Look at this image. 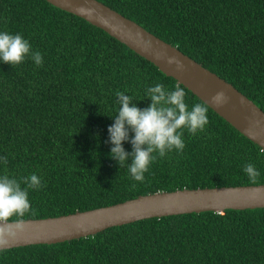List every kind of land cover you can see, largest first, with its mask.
Wrapping results in <instances>:
<instances>
[{"label":"trees","instance_id":"obj_1","mask_svg":"<svg viewBox=\"0 0 264 264\" xmlns=\"http://www.w3.org/2000/svg\"><path fill=\"white\" fill-rule=\"evenodd\" d=\"M233 84L264 111V0H98ZM0 32L21 34L43 63L0 61V177L36 174L30 211L58 216L182 188L264 183V149L208 105L183 151L158 152L135 181L110 157L116 91L144 109L146 88L179 84L103 29L46 0H0ZM189 110L204 103L179 84ZM205 104V103H204ZM132 106V105H130ZM129 139L122 146L132 152ZM132 163L129 156L127 164ZM0 264H264V208L151 217L53 244L0 249Z\"/></svg>","mask_w":264,"mask_h":264},{"label":"water","instance_id":"obj_2","mask_svg":"<svg viewBox=\"0 0 264 264\" xmlns=\"http://www.w3.org/2000/svg\"><path fill=\"white\" fill-rule=\"evenodd\" d=\"M46 1L103 29L153 63L164 75L173 77L241 134L264 149V111L233 84L103 2ZM167 57L180 60L184 65L183 71H177L174 64L169 65ZM219 91H223L228 100L214 104L211 97ZM254 208H264V183L158 191L58 216L9 220L16 235L0 244V249L69 241L96 234L111 226L151 217ZM17 223L20 224L18 229L15 227Z\"/></svg>","mask_w":264,"mask_h":264},{"label":"clouds","instance_id":"obj_3","mask_svg":"<svg viewBox=\"0 0 264 264\" xmlns=\"http://www.w3.org/2000/svg\"><path fill=\"white\" fill-rule=\"evenodd\" d=\"M30 57L36 65L43 63L40 52H32L29 42L21 34L0 32V61L17 65ZM169 65H175L177 71H183L184 65L176 57H167ZM146 96L151 98V104L140 109L132 104V97L122 91H116L117 104L120 106L118 114L114 116V123L108 127L110 157L122 167L127 165L128 172L138 182H144V173L148 171L150 163L156 158L153 153L158 152L164 157L167 151L173 149L183 151L185 144L182 132L178 130L187 128L193 135L202 131L209 123L208 107L204 103H195L189 110L185 103V90L175 85L169 90L163 83H157L145 90ZM228 97L223 91L211 97V102L226 103ZM132 105V106H130ZM129 130L134 133L130 143L132 152L128 153L123 148L124 141L129 139ZM131 156L132 163L127 164ZM7 164V157H0ZM252 184L257 183L260 172L255 165L247 163L243 167ZM26 187H21V182L7 175L0 177V244L6 243L7 238H13L16 232L13 225L8 223L11 217H23L30 211L28 189H38L42 186L41 179L36 174L21 178ZM15 227L20 228L17 223Z\"/></svg>","mask_w":264,"mask_h":264}]
</instances>
